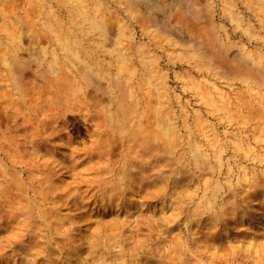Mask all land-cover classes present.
<instances>
[{
    "label": "rangeland",
    "instance_id": "rangeland-1",
    "mask_svg": "<svg viewBox=\"0 0 264 264\" xmlns=\"http://www.w3.org/2000/svg\"><path fill=\"white\" fill-rule=\"evenodd\" d=\"M0 264H264V0H0Z\"/></svg>",
    "mask_w": 264,
    "mask_h": 264
}]
</instances>
